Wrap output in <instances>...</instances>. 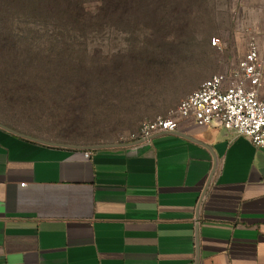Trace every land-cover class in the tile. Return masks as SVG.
Returning a JSON list of instances; mask_svg holds the SVG:
<instances>
[{"label": "crops", "instance_id": "obj_1", "mask_svg": "<svg viewBox=\"0 0 264 264\" xmlns=\"http://www.w3.org/2000/svg\"><path fill=\"white\" fill-rule=\"evenodd\" d=\"M245 1L264 55V0ZM161 98L126 112L137 123L123 135L180 102ZM11 130L0 125V264H264V148L248 138L190 120L94 148Z\"/></svg>", "mask_w": 264, "mask_h": 264}, {"label": "rangeland", "instance_id": "obj_2", "mask_svg": "<svg viewBox=\"0 0 264 264\" xmlns=\"http://www.w3.org/2000/svg\"><path fill=\"white\" fill-rule=\"evenodd\" d=\"M47 5L88 16L26 17ZM257 20L245 0H0V124L52 145L119 143L137 123L126 112L236 65Z\"/></svg>", "mask_w": 264, "mask_h": 264}, {"label": "built area", "instance_id": "obj_3", "mask_svg": "<svg viewBox=\"0 0 264 264\" xmlns=\"http://www.w3.org/2000/svg\"><path fill=\"white\" fill-rule=\"evenodd\" d=\"M211 42L221 48L220 38L213 37ZM263 86L264 55L254 35L236 65L211 75L182 98L169 116L143 121L136 132L125 136L120 143L147 141L159 134L175 133L180 130L182 120H190L198 127L216 124L264 148ZM90 154L85 152L86 157Z\"/></svg>", "mask_w": 264, "mask_h": 264}, {"label": "trees", "instance_id": "obj_4", "mask_svg": "<svg viewBox=\"0 0 264 264\" xmlns=\"http://www.w3.org/2000/svg\"><path fill=\"white\" fill-rule=\"evenodd\" d=\"M88 13L82 7L72 5H47L26 7V17L45 19H76L85 18Z\"/></svg>", "mask_w": 264, "mask_h": 264}, {"label": "water", "instance_id": "obj_5", "mask_svg": "<svg viewBox=\"0 0 264 264\" xmlns=\"http://www.w3.org/2000/svg\"><path fill=\"white\" fill-rule=\"evenodd\" d=\"M1 125V124H0ZM3 126V125H2ZM3 127H6V126H3ZM7 128V127H6ZM11 130V129H10ZM11 131H13V130H11ZM13 132H15V131H13ZM15 133H17V134H19V135H22V136H25V137H28V138H31L30 136H27V135H24V134H21V133H18V132H15ZM31 139H34V138H31ZM36 140V139H35Z\"/></svg>", "mask_w": 264, "mask_h": 264}]
</instances>
